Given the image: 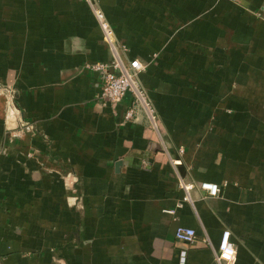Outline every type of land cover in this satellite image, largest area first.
<instances>
[{
    "label": "crops",
    "instance_id": "obj_1",
    "mask_svg": "<svg viewBox=\"0 0 264 264\" xmlns=\"http://www.w3.org/2000/svg\"><path fill=\"white\" fill-rule=\"evenodd\" d=\"M91 2L146 65L159 135L98 99L88 3L0 0V264H217L225 231L264 264V0Z\"/></svg>",
    "mask_w": 264,
    "mask_h": 264
},
{
    "label": "built area",
    "instance_id": "obj_2",
    "mask_svg": "<svg viewBox=\"0 0 264 264\" xmlns=\"http://www.w3.org/2000/svg\"><path fill=\"white\" fill-rule=\"evenodd\" d=\"M88 3L92 13L94 14L101 30L103 38L111 52V61L108 63H97L89 66L92 71L97 72L100 75V94L98 99L102 104H116L126 94H129L136 107L140 108L146 116L149 126L152 131L159 135V119L158 114L149 100L144 88L139 81V74L143 72L146 65H143L138 60H123L120 52H125L126 49L117 47L112 42V31L105 21L103 13L95 7L91 0H83ZM234 1V0H233ZM264 15V9L262 13L256 14L258 18ZM132 117V110L128 111L125 115V119L129 120ZM24 129H28L27 126H23ZM186 196H189L191 188L183 186ZM199 190L206 193L208 197H217L220 193V187L213 183H201ZM175 239L183 243H191L195 238V232L190 228L178 227L175 230ZM182 253V260L184 258ZM215 261L217 264H234L236 251L233 244L230 242V233L225 231L221 235L220 242L217 250L215 251Z\"/></svg>",
    "mask_w": 264,
    "mask_h": 264
}]
</instances>
